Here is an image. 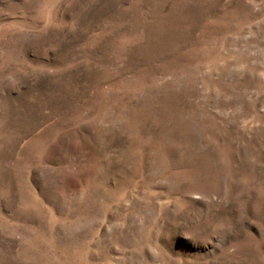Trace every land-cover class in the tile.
I'll return each mask as SVG.
<instances>
[{
    "label": "rangeland",
    "instance_id": "rangeland-1",
    "mask_svg": "<svg viewBox=\"0 0 264 264\" xmlns=\"http://www.w3.org/2000/svg\"><path fill=\"white\" fill-rule=\"evenodd\" d=\"M0 264H264V0H0Z\"/></svg>",
    "mask_w": 264,
    "mask_h": 264
}]
</instances>
